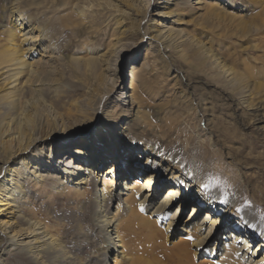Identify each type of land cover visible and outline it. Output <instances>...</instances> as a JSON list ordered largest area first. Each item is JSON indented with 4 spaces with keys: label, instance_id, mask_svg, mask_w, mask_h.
I'll use <instances>...</instances> for the list:
<instances>
[{
    "label": "bare ground",
    "instance_id": "obj_1",
    "mask_svg": "<svg viewBox=\"0 0 264 264\" xmlns=\"http://www.w3.org/2000/svg\"><path fill=\"white\" fill-rule=\"evenodd\" d=\"M154 1L145 30L141 22L148 15L150 0H135L129 21L113 33L110 49L82 47L80 55L69 57L67 62L57 59L59 45L54 29L21 11L19 5L12 6L16 22L8 29L10 45L0 51V245L7 244L1 255H21L36 264H51L55 258L57 264H213L208 260L194 261L208 240L213 239L207 250L209 258L217 259L216 264H264V234L256 225L245 226L225 197L209 186L202 187L207 184L205 172L187 169L180 164V155H165L145 134L135 131L140 112L135 82L147 74L140 60L131 58L129 83L123 86L121 49H129L147 37L155 42H147L149 47L142 56L147 58L149 49L157 43L182 44L183 40H177L181 29L163 25L158 16L168 14L179 23L178 12L173 15L171 6L193 4L197 10L214 6L205 0ZM225 5L234 6L230 2ZM35 53L39 56L26 58ZM67 69L83 75L81 86L71 83L73 88L63 87L62 74ZM57 73L60 77H50ZM84 76L88 79L86 85L90 82L85 90ZM75 90L79 93L76 99L62 100ZM112 92L115 96L110 100ZM44 96L51 98L46 105L52 111L41 118L36 104ZM59 100L61 105L68 101L60 113L54 110V102ZM30 110L36 114L34 125L28 123L32 119V115L27 118ZM94 127V133L88 136ZM62 140L74 141L72 147H62ZM133 153L142 166L119 172L122 159ZM108 164L111 166L105 169ZM134 172L137 177L130 182L125 178L115 189L114 179ZM47 186L54 191L86 196L91 201L88 219L95 229L91 237H85L84 244L74 242L72 254L65 251L57 237L48 234L46 224L26 213L24 204L30 191L39 188L43 192ZM189 202L191 212L179 226L183 233L167 246L168 234L164 230L176 224L178 214ZM174 204L176 207L170 212ZM134 235L143 237L151 257L125 253ZM258 237L261 239L254 248ZM119 247L121 256L114 257Z\"/></svg>",
    "mask_w": 264,
    "mask_h": 264
},
{
    "label": "rangeland",
    "instance_id": "obj_2",
    "mask_svg": "<svg viewBox=\"0 0 264 264\" xmlns=\"http://www.w3.org/2000/svg\"><path fill=\"white\" fill-rule=\"evenodd\" d=\"M134 1L0 0V51L10 45L8 29L16 22L15 12H11L12 6L19 5L21 11H26L54 29L59 45L57 59L67 62L69 57L80 55L82 47L102 51L110 49L116 31L121 24L129 21L128 15L132 13ZM205 1L209 6H214L204 10H197L193 4L171 6L173 15L178 12L179 23L172 21L173 17L168 14L158 16L163 25L181 29L177 40H183L182 44L157 43L153 49H149L151 53L147 58L142 57L149 47L147 42L155 43L147 37L129 49H121V82L123 86L129 83V60H140L139 64L147 75L140 76L135 82L140 111L136 119L138 129L135 131L145 134L148 141L165 155H180V164L187 169L205 172L209 187L230 202L243 224L251 228L256 225L259 232L264 234V0ZM153 2L150 0L148 15L141 22L142 30L150 22L155 8ZM227 2L234 6L225 5ZM38 56L35 53L26 58L31 60ZM62 76L66 89L71 87V83L82 85L80 78L83 75L77 70L67 69ZM50 77L60 76L57 73ZM87 80L84 76V90L90 85V82L86 85ZM77 92L75 90L73 94L63 96L62 100L76 99ZM47 93H51V90ZM113 96L115 93L112 92L110 100ZM41 98L36 107L40 109L41 118H46L52 111L46 105L51 98ZM68 101L64 105L60 100L55 101L54 110L60 113ZM31 115L28 123L34 125L36 114L30 110L27 118ZM94 129L89 131L88 136L94 133ZM79 137L80 134L75 135L73 140ZM74 141L62 140V147L69 149ZM56 149L59 148L56 146ZM134 155L137 154L122 159L124 164L119 172L127 173L142 166ZM110 166L106 165L105 169ZM136 174H124L114 179L115 189L119 188V182L125 181V178L130 182L137 177ZM62 191H54L50 186L43 192L39 188L34 189L24 205L26 213L41 224H46L48 234L57 237L62 246L65 245L66 250L63 249L72 254L74 242L78 240L84 244L85 237H91L95 229L88 219L91 201L86 196L79 197ZM191 204L189 202L178 214L179 219L171 229L164 230L168 234L167 246L183 233L179 231V226L190 214ZM175 207V204L172 205L170 212ZM134 236H131L125 253L131 257H151L143 237ZM259 239L261 237L254 241V248ZM213 242V239L208 240L202 253L195 256V263L208 260L207 263L216 264L217 259L209 258L207 250ZM4 244L0 245L3 264H36L21 255H1L2 250L7 248V244ZM120 251L119 247L114 257L118 255L119 258ZM106 258L107 249L104 248ZM57 263L58 258H55L51 264Z\"/></svg>",
    "mask_w": 264,
    "mask_h": 264
},
{
    "label": "snow or ice",
    "instance_id": "obj_3",
    "mask_svg": "<svg viewBox=\"0 0 264 264\" xmlns=\"http://www.w3.org/2000/svg\"><path fill=\"white\" fill-rule=\"evenodd\" d=\"M209 185H207V184H204V185H202V187H204V188H207Z\"/></svg>",
    "mask_w": 264,
    "mask_h": 264
}]
</instances>
